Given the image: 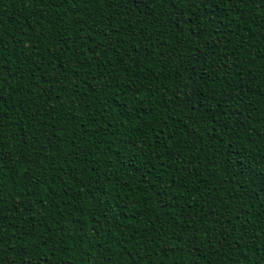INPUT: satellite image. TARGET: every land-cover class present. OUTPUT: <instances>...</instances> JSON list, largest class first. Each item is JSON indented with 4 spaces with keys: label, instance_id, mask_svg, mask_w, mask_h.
<instances>
[{
    "label": "trees",
    "instance_id": "trees-1",
    "mask_svg": "<svg viewBox=\"0 0 264 264\" xmlns=\"http://www.w3.org/2000/svg\"><path fill=\"white\" fill-rule=\"evenodd\" d=\"M0 264H264V0H0Z\"/></svg>",
    "mask_w": 264,
    "mask_h": 264
},
{
    "label": "snow or ice",
    "instance_id": "snow-or-ice-1",
    "mask_svg": "<svg viewBox=\"0 0 264 264\" xmlns=\"http://www.w3.org/2000/svg\"><path fill=\"white\" fill-rule=\"evenodd\" d=\"M160 2H161L162 4H164V3L174 2V0H160Z\"/></svg>",
    "mask_w": 264,
    "mask_h": 264
}]
</instances>
